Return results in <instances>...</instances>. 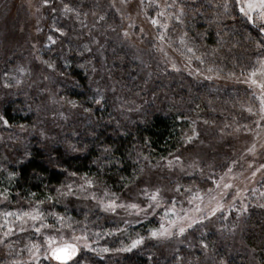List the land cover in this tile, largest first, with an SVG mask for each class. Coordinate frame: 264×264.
I'll use <instances>...</instances> for the list:
<instances>
[{
	"label": "trees",
	"instance_id": "obj_1",
	"mask_svg": "<svg viewBox=\"0 0 264 264\" xmlns=\"http://www.w3.org/2000/svg\"><path fill=\"white\" fill-rule=\"evenodd\" d=\"M66 1L76 7L86 4L84 9L89 13L98 11L95 0ZM225 3L229 5L227 11ZM188 4L186 32L191 40L202 39L217 50L215 56L224 68L244 73L248 53L262 45L263 25H252L243 18L234 0H194ZM84 47L70 40L61 47L42 49L41 55L64 76L60 88L64 97L90 111L81 112L66 134L53 132L45 139L21 134L13 148V163L7 167L10 174H0V189L10 194L9 205L24 208L39 204L54 218L62 217L70 230L93 237L94 243L80 247L79 254L67 264H194L195 256L187 254L186 249L171 255L150 236V230L158 226L154 215H148L140 225L128 226L97 210H88L83 198L90 194L88 190L107 197H129L144 181L146 163L194 149L186 138L195 119L209 125L197 122L207 137L210 125L213 129V125L231 121L249 92L244 88L220 90L206 82L186 81L179 86L175 80L170 81L171 75L151 84L122 46L110 42L103 55L94 52V67ZM101 95V103L96 104ZM134 102L144 104L142 110L120 111ZM41 106L40 93L23 91L4 101L1 113L8 119V126L30 128L36 126ZM234 194L222 199V213L229 219L227 226L240 222L241 244L250 253H238L227 235L218 236L214 225L218 212L210 214L205 223L193 225L185 236L207 245L209 264H264V202L257 205L254 199L244 197L242 201V196ZM139 237H144L142 244L122 250ZM104 248L109 251L104 252Z\"/></svg>",
	"mask_w": 264,
	"mask_h": 264
},
{
	"label": "rangeland",
	"instance_id": "obj_2",
	"mask_svg": "<svg viewBox=\"0 0 264 264\" xmlns=\"http://www.w3.org/2000/svg\"><path fill=\"white\" fill-rule=\"evenodd\" d=\"M191 1L194 0H125V2L95 0L98 11L89 13L84 9L87 7L86 4L76 7L66 0H49L47 5L43 0H0V116H2L3 102L18 92L40 93L42 105L36 126L13 128L0 122V174L7 173V167L12 165L15 156L13 148L22 138L21 134L31 133L42 139L48 137L47 134L51 136L53 132L58 136L63 132L66 134L79 114L87 112L78 104L73 107L68 103L70 100L60 91L64 76L56 72L55 68L48 67L41 50L51 46L61 47L70 40L74 45L85 44L84 48L90 54L92 61L91 66L94 67L95 62L92 59L95 55L98 53L103 55L107 45L113 42L133 56V60L140 65L151 84L161 76L171 75L170 81L175 80L179 86L184 85L186 81L206 82L220 90L244 88L249 94L247 100L240 103L237 114L231 116V121L219 127L213 125V129H209L211 125L207 128V137L200 132L197 122L205 126L209 125L199 121L200 119H195L191 134L188 136L192 137L190 142L194 144V149L179 155V162L174 159L177 156L175 155L168 159L146 163L142 171L144 181L129 197H107L94 190H88L90 194L83 198L87 209L97 210L128 226L142 224L150 214L156 218L158 224L156 228L162 224L168 227L169 219L184 216H194L198 224L205 223L207 218L204 217H210L211 213L205 209L204 216H201L200 213L192 210L197 206L204 208L208 205L209 189L213 190L211 195L219 199L216 189L222 176L225 182L233 185L231 189L226 190L229 194L234 191V195L240 198L242 196V201L247 197L254 199L257 205L262 204L264 170L256 171L261 164H264V120L260 119L259 114L260 90L245 81L248 73L253 68L259 69L261 61H264V39L260 47L255 46V50L248 53L249 63L245 68L246 71L231 72L216 58L217 50L209 47L202 39L194 41L188 36L185 16L188 2ZM165 4L168 6L165 7ZM181 8H183L182 14ZM237 10L239 12L238 7ZM161 11L164 15L158 16ZM239 14L252 25L257 23L264 26V21L258 18V10L251 13L252 20H248L240 12ZM178 15L180 19L176 18ZM154 18L160 20L161 25L166 27L153 25L151 20ZM126 32L127 36H125ZM73 35L77 36L73 37ZM48 36L53 37L55 44L47 39ZM161 36L163 39L160 38ZM181 38L184 44L180 43ZM188 49L192 51L189 52ZM95 79L97 80L98 76ZM143 106L144 104L134 102L120 108V111L137 112L142 110ZM249 106L253 109L252 113L247 111ZM211 134H214L213 138L208 137ZM253 145L255 150L249 152L248 149ZM169 160L173 161L171 168L168 167ZM232 161L236 163L233 164ZM228 167L232 168V172L225 175ZM253 172H256L255 176L252 175ZM156 188L161 192L159 206L149 199ZM197 192L204 197V200L190 203L192 194ZM7 199H10V194L0 189V264L59 263L51 258L45 237L54 236L56 237L54 243L59 244L64 241L72 242L73 235L85 236L78 229L70 230L64 222L54 218L50 211L43 210L39 204L23 208L9 205ZM110 200L115 201L117 205L138 203L143 210L138 211L128 207H117L115 211L106 210L105 206ZM150 204L152 207L148 210ZM34 208L43 214V223L54 227L41 228L40 232H36L35 227H40V221L33 222L25 218L27 221L25 223L18 220L15 215L7 217L4 215L9 212H31ZM222 208L215 211V214L216 212L219 214L218 222L214 224L218 236L227 235L233 248H236L238 253L247 255L244 253L250 251L243 247L239 237L240 222L227 226L229 219L222 213ZM219 223L221 226L218 225ZM61 237L63 240L60 239ZM92 239V236H87L88 246L94 243ZM157 239L171 255L179 254L184 248L187 254L195 256L194 264H209L210 256L205 246L199 242L195 243L193 237L177 234ZM33 245L40 248L35 257L32 255ZM78 245L79 248L84 246L79 243ZM79 252L80 250L77 255ZM186 264L189 262L187 261Z\"/></svg>",
	"mask_w": 264,
	"mask_h": 264
},
{
	"label": "snow or ice",
	"instance_id": "obj_3",
	"mask_svg": "<svg viewBox=\"0 0 264 264\" xmlns=\"http://www.w3.org/2000/svg\"><path fill=\"white\" fill-rule=\"evenodd\" d=\"M122 2H125V0H122ZM43 3L45 5H47L49 3V0H43ZM235 4L239 9V12L246 17L248 20H252L253 16L251 15V13L255 12L258 10V18L261 21H264V0H235ZM168 5L165 4V7H167ZM223 8L225 9V11H227L229 9V5L227 3H225L223 5ZM69 11L71 9H68ZM180 13H183V8L180 9ZM164 12L161 11L158 13V16H163ZM177 19H180V16L178 15L176 17ZM151 23L153 25H160V26H165L166 25H161V21L158 19H152ZM262 32H264V26L261 27L260 29ZM57 31H59V29H57ZM128 33H125V36H127ZM161 39H163V36L160 37ZM47 39L49 41H51L53 44H55V40H53L52 36H48ZM181 44H184V40L183 38H181L180 40ZM189 52H191V49H188ZM45 63L48 65L49 68H54L55 66L48 61H45ZM83 67V66H81ZM20 71H24V69H20ZM209 71H211V69H209ZM259 75V79H257V76ZM246 83L250 84L251 86H256L259 88L260 90V94H259V114H260V119L264 120V61H261V66L259 69L253 68L247 75V79L245 81ZM17 83H19V81H17ZM103 99V96L101 95L100 99L95 100L96 104H100L101 100ZM68 103H70L73 107H76V102L75 101H68ZM86 111H90V109H85ZM247 111L249 113H252L253 109L251 106H249L247 108ZM0 122H2L3 124L7 125L9 123L8 119H6L4 116H0ZM192 139V137H187L186 140L188 142H190ZM255 150V145H253L252 148H249L248 151L249 152H253ZM174 159L179 162L180 157L176 156L174 157ZM233 164L236 163V161H232ZM173 166V161L169 160L168 161V167L171 168ZM264 170V164H261L259 166V168L256 169V171H261ZM232 172V168L228 167L227 171L225 172V175H228L229 173ZM256 172H253L252 175L255 176ZM71 175L75 176V173H72ZM85 182L89 185L92 184V181L85 179ZM65 187H70V186H65ZM233 187V185L231 183L225 182L224 181V177H221V182H218L217 184V195L219 196V199H217L216 196H212L211 192L213 191L212 189L208 190V205H206L204 208H202L201 206H197L196 208H194L192 211L196 212V213H200L201 216H204V211L205 209L211 213L212 215L215 214V211L222 208L223 204L221 203V200L229 195V193L226 191L227 189H231ZM81 188H83V186H81ZM189 191L191 192V189H189ZM147 194V193H145ZM161 196V192L159 188H156L151 196L149 197V199L155 203L156 206H159V198ZM93 199H95V196H93ZM233 199H235V197H233ZM203 201L204 197L201 196L198 192L197 193H193L191 198H190V203L193 201ZM214 204L215 207H211V205ZM106 210L110 209L115 211L117 207L123 208V207H128L131 209H135V210H143L141 209V205L138 203H129L127 205L124 204H120L117 205L115 201L110 200L108 202V204L105 206ZM152 207V205H149L148 210H150ZM146 214H147V210H145ZM6 217L7 216H11V215H15L16 218L18 220H21L22 222H27L25 220V218H27L28 220H31L33 222L36 221H40V227H35V231L36 232H40L41 228H52L54 227L53 225H49V224H45L43 223L44 220V216L43 214L38 210V209H32L31 212L28 211H24L21 213H5L4 214ZM207 218V217H204ZM58 219H60L61 222H63V218L59 217ZM197 224V219L194 216H184V217H177L175 219H169L168 220V227H165L163 224L160 225L159 228L153 229L150 231V236L153 238H167V237H171L173 235H185V233L191 229L193 227V225ZM11 229H9L10 231ZM8 233L6 232L5 235H7ZM47 244L49 245V252L51 254V258L55 259L56 261H59L60 264H67L68 261L72 260L73 257H75L78 253V251L80 250L78 243H76L77 241H87V236L81 235V236H76L73 235L71 238L72 242L69 241H64L63 243H54V241L56 240V237L54 236H47L45 237ZM61 240H63V237L60 238ZM144 242V237H139L138 239H135L131 242V247L130 248H125L122 249L124 251H129L131 250V248H135L138 245L142 244ZM205 247H207V245H204ZM84 247H88L87 243L84 244ZM33 249L34 251L32 252V255L35 257L39 251L40 248L37 245H33ZM104 252L109 251V249L104 248L103 249ZM47 254V253H46Z\"/></svg>",
	"mask_w": 264,
	"mask_h": 264
}]
</instances>
